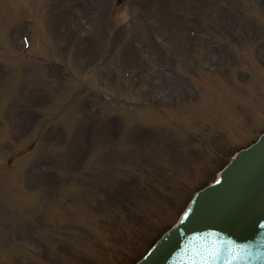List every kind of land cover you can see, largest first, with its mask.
<instances>
[{"label":"rangeland","instance_id":"obj_1","mask_svg":"<svg viewBox=\"0 0 264 264\" xmlns=\"http://www.w3.org/2000/svg\"><path fill=\"white\" fill-rule=\"evenodd\" d=\"M264 132V0H0V264H134Z\"/></svg>","mask_w":264,"mask_h":264},{"label":"water","instance_id":"obj_2","mask_svg":"<svg viewBox=\"0 0 264 264\" xmlns=\"http://www.w3.org/2000/svg\"><path fill=\"white\" fill-rule=\"evenodd\" d=\"M139 264H264V135L195 195Z\"/></svg>","mask_w":264,"mask_h":264}]
</instances>
